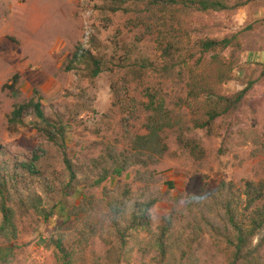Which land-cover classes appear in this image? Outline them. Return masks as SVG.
<instances>
[{"label":"rangeland","instance_id":"obj_1","mask_svg":"<svg viewBox=\"0 0 264 264\" xmlns=\"http://www.w3.org/2000/svg\"><path fill=\"white\" fill-rule=\"evenodd\" d=\"M225 1L228 8L203 12L168 0H129L118 11L108 0H0V169L20 181L18 236L0 237V261L12 255L3 264H55L52 240L60 237L76 245L81 264H106L107 252L120 246L108 215L113 200L154 202L149 229L130 239L121 264H157L152 244L165 231L175 245L164 264L231 263L226 237L234 231L224 202L244 209L246 183L264 180V0ZM238 32L242 49L223 92L251 89L231 138L225 124L213 136L189 132L203 149L195 157L169 130L163 156L137 151L149 89L192 126L180 56H192L199 40ZM170 44L174 62L163 53ZM87 50L103 64L96 77L76 59ZM36 104L65 126L58 131L65 149L51 140L56 130L39 123ZM34 154L41 173L30 175L20 163ZM125 160L122 175L113 174Z\"/></svg>","mask_w":264,"mask_h":264},{"label":"trees","instance_id":"obj_2","mask_svg":"<svg viewBox=\"0 0 264 264\" xmlns=\"http://www.w3.org/2000/svg\"><path fill=\"white\" fill-rule=\"evenodd\" d=\"M115 5L118 11L122 4L129 0H108ZM171 6L181 5L182 9L196 8L199 11L224 10L228 8L225 0H168ZM167 5V4H165ZM239 6V5H238ZM241 7V6H239ZM242 49L240 32L227 35L224 38H207L199 40L190 53L189 58H182L181 70L178 74L187 89L186 98L183 102L191 110L192 126L187 125L180 114H175L160 91L149 89L146 109L149 111L147 118L145 135L136 138L134 148L137 151L149 152L163 156L169 149L163 134L169 130L177 133V142L190 154L197 157L202 155L201 144L194 136H189V132L199 129L207 131L210 136L215 133L216 127L225 124L226 134L231 138L235 125L242 120L241 114L249 103V92L251 86L234 93L225 94L223 86L232 79L237 68L239 53ZM230 50L228 56L226 51ZM166 58L174 62V47L170 44L164 50ZM76 59L90 64L93 76L96 77L102 72V62L93 56L90 50L84 53H77ZM178 61L173 64V68L178 66ZM153 68L155 66L153 65ZM155 70V69H154ZM165 71H169L166 69ZM201 105H206L205 110ZM36 116L45 129L51 134V130H56V134L51 139L63 149L65 140L60 142L58 131L65 129V126L58 125L45 115L41 104L34 105ZM25 106L19 107L15 112V120L22 121L21 117ZM57 137V138H56ZM40 155H33L30 160L20 163V169L26 170L30 175L41 173L39 161ZM65 163L72 171L71 162L65 158ZM121 163V162H119ZM123 165L118 163L113 174L121 176L126 168V160ZM74 176V174H73ZM19 176L12 172L0 169V237L14 241L18 236L17 210L15 209V197L20 193ZM71 185V184H70ZM241 198V196H239ZM240 203L235 199H227L224 202L226 209L227 223L233 229L234 235L229 234L226 239L228 245L234 248L233 258L230 264H261L263 256L260 254L264 249V180L259 182L248 181L244 190V209L240 208ZM154 202H129L127 200H113L107 204L108 215L112 217L117 237L120 242L119 248L112 247L107 252L106 264H121L128 261L129 241L136 233L149 229L152 208ZM33 207L39 209V204L34 203ZM88 226L89 229H93ZM53 244L57 250L55 264H81V258L77 255L78 250L73 243H67L65 237L53 239ZM156 243L152 244L157 264H164L174 251V243L167 236V232H162L157 236ZM152 249V248H151ZM12 257V255H9ZM0 263H8V257Z\"/></svg>","mask_w":264,"mask_h":264}]
</instances>
